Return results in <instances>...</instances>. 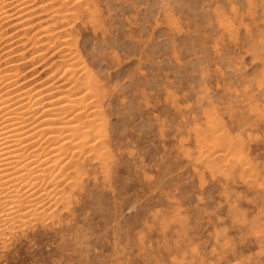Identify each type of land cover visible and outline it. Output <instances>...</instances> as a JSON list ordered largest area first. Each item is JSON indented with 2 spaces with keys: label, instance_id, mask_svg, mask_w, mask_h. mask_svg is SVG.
<instances>
[{
  "label": "rangeland",
  "instance_id": "1",
  "mask_svg": "<svg viewBox=\"0 0 264 264\" xmlns=\"http://www.w3.org/2000/svg\"><path fill=\"white\" fill-rule=\"evenodd\" d=\"M62 1L0 23L2 90L71 93L53 107L90 104L100 144L43 217L0 227V264H264V0Z\"/></svg>",
  "mask_w": 264,
  "mask_h": 264
},
{
  "label": "bare ground",
  "instance_id": "2",
  "mask_svg": "<svg viewBox=\"0 0 264 264\" xmlns=\"http://www.w3.org/2000/svg\"><path fill=\"white\" fill-rule=\"evenodd\" d=\"M64 1L65 0H63L61 3L63 5L64 4L67 5V1L66 2H64ZM68 2H69V0H68ZM79 2H81V1H78L77 4ZM81 4H83V3H81ZM37 5L38 4H36L35 7H37ZM35 7H34V0H0V23L1 22L5 23L9 20H14V22H12L10 24L14 23L15 26L17 25V27L19 26L20 28L23 29L26 25L30 24V22L28 24L27 21L31 20L32 18L28 19L26 21L27 22L26 23L25 19L22 18L23 16L22 17H19V16L24 15V13H26V12H27L26 14H28V12L30 11L29 13H30V17H31L33 14V11L35 10L34 9ZM53 7H54V5H53ZM61 8H62V6H61ZM13 9H14V11H16V13H10L9 12V10L10 11L12 10V12H13ZM59 12L60 11L58 9L55 10L53 12L54 13L53 16L58 15ZM34 14L36 15L35 12H34ZM34 14H33V16H35ZM37 15H40V14H37ZM64 15H66V14L64 13ZM26 17L27 16H25V18ZM28 17H29V15H28ZM33 18H35V17H33ZM40 20L41 19H38V22H43ZM23 21H24V24H23ZM16 29H19V28H16ZM52 29L55 31V28H52ZM62 29H64V27ZM44 30H46V32H48L49 27H48V29L44 28ZM38 31H39V29H38ZM62 31L64 33L66 32L64 30H62ZM70 31H72V30H70ZM33 34H34V31H33ZM65 34H63V35H65ZM2 35L0 34L1 39L4 37V36L2 37ZM20 35H21V33H20ZM67 35H68V33H67ZM17 36H18V34H17ZM69 36L70 35H68V37ZM66 38H64L65 41L67 40ZM70 40H71V38H70ZM24 41H26V40H24ZM18 43H20V42H18ZM18 43H16V44H18ZM71 43H73V41H71ZM67 46L71 47L70 44ZM8 48H10V47H8ZM65 48L68 49V47H64V49ZM61 49H63V48H61ZM22 50H24V49H22ZM44 51H45V49H44ZM54 51L55 50H53V52ZM61 51L59 53L64 54ZM66 51H64V52H66ZM72 51L73 50H71V52ZM18 52H19V50H18ZM72 53H75V51ZM10 54L8 52V55H10ZM74 56H77V55H74ZM64 57L65 56H63L62 58H64ZM62 58L60 60H62ZM66 59L69 60L67 56H66ZM70 59H72V61L70 60L71 63L73 62V60H74V62L76 60L75 57H72ZM17 61H19V60H17ZM8 62H7V64H8ZM63 62L64 63L66 62L64 65L67 64V66H65V68H67L68 65L71 67L74 66V62L72 65H70L71 63L68 64V62L66 60ZM83 63H85V62H83ZM13 64H15V63H13ZM76 64H79V66H80V64H82V63H77V60H76ZM58 65L60 66V64H58ZM8 66H9V64H8ZM8 66H7V68H8ZM18 66L17 67L15 66V72L18 70ZM2 69H3V67H2ZM2 69H0V72ZM5 69H6V67H5ZM5 69H4V71H2L3 73L7 72V71L9 72V70L5 71ZM84 69H85V67L82 68V70L86 72L87 70H84ZM12 70L14 71L13 68L10 71H12ZM66 70L68 71V69H66ZM13 71L11 73H13ZM67 71H66V73H67ZM77 71L78 70H76V73H77ZM64 72H63V74H65ZM71 72H69L70 75L73 73V72L72 73ZM83 73L84 72H82V75L84 76L85 74H83ZM78 74H79V72H78ZM91 75L92 74L90 73V76ZM11 76L14 77L13 74ZM11 76H9V77L6 76V78H3L0 75V227L4 226L6 229L15 228L16 226H18V227L22 226V225L26 224V222H29L30 220H32L34 218L37 219L36 217H41V216L43 217V214H45V212L48 211L46 209L50 208L52 206L51 205L52 203L55 204V202L57 203L60 200H63L65 198L66 188L68 186L73 185V183L75 182L76 175L79 173V171L81 169L84 168L83 164H82V159L85 158L84 156L87 153V148L89 149V147H91V149H92V147L95 148L97 146L96 144H98V143L100 144L99 140H98V143H94L95 142L94 141L92 144H90L89 142H91V141H88V139H90L91 137L88 138V136H92L95 134L92 133V135H87L91 131L89 126L87 125L88 128L86 129L87 126H85L80 121H76L77 117H82V118L84 117V119L86 117L87 118L89 117L90 114L86 113L85 110H83L84 107L88 103L87 104L83 103V104H85L84 106L82 104L83 109L79 108L80 110L78 109V111L74 110V111H77L76 113L74 112L75 114L73 112L68 113V115L72 114L73 116L69 115L70 116L69 117V116L61 115V113L59 111L63 106L58 108V109L53 107V106H56V104L57 105L58 104H65L66 105V107H64L65 109L72 107L71 104H69V103L72 102V104H73V102H76V101H73V98H72V100H69L71 98L70 97L71 93L70 94L68 93L69 95L66 94L68 96V99H63V96L60 97V94L56 98H53V96H55V95L51 94L52 100H49L48 99L49 95H47L48 100L46 99L44 101L45 97H44L43 93L44 92L46 93V91L41 90V89H37L35 87L33 89L30 88V89H25V90H22V89L20 90L18 88V90H16V91H14L13 88H12L13 91H12V89L11 90L8 89V87L11 88L13 86V84L14 85L16 84L15 81H13V80H10L5 84V87L8 90H5L7 92H4L2 90L4 86L2 84H3V82H5V79H9V78H11ZM59 76H60V74H59ZM72 76H73V74H72ZM77 76L78 75H76V77ZM83 76H80V77L83 78ZM86 77L88 78V75H86ZM68 78H70V77H68ZM68 78H66V80H69ZM92 78H94V76H92ZM92 78L89 77V79H92ZM21 79H22V77H21ZM72 79H73V77H72ZM75 80H72V81H74L76 83ZM92 80H90V82H92ZM74 82H73V84H74L73 89L74 88L76 89L77 86L75 85ZM79 82L81 83V81H79ZM79 82H77V83H79ZM17 84L19 85L20 83H17ZM69 84H70V86L72 85V83H69ZM58 85H59V83H58ZM84 85L85 84H83V86ZM92 85H94L93 82H92ZM20 86H22V85H20ZM28 87H29V85H28ZM68 87L69 86H67V88ZM90 87H91V89L94 88L93 86H90ZM90 87L88 86L87 90ZM71 89L72 88L70 87V88H68L67 91H69ZM80 90H81V88H80ZM87 90L85 89L86 92H87ZM50 91L51 90H49V92ZM67 91H66V93H67ZM85 91L83 93H86ZM83 93L79 94L77 92L78 96L79 95L81 96V94H83ZM97 93H99V92H97ZM73 94H74V91H73ZM86 94L84 96H88ZM96 94L95 95L91 94L90 96L93 97V96H96ZM61 95H63V94H61ZM76 95H71V96L73 97ZM90 98L91 97H89V100H91ZM83 99H85L84 102H86L87 99L85 97L80 98L79 100H83ZM77 101H78V97H77ZM97 101H99V100L98 99L96 101L91 100V102H93V103L94 102L96 103ZM74 104H80V103H74ZM67 105H69L70 107H68ZM88 105L90 106V104H88ZM58 106H60V105H58ZM77 106L78 105H75V109L77 108ZM89 106L87 108H89ZM95 106L99 107V105H95ZM95 106L93 104V107H95ZM91 108L88 110H91ZM96 110H93V112H92L93 114L91 113V115H94L96 113ZM100 110H101V108H99V110H97V113L100 112ZM87 112H89V111H87ZM64 113L66 114V112H64ZM101 113H99V114H101ZM87 118H86V120H87ZM80 119L78 118V120H80ZM97 119L98 118H96V120H92V118H91L90 121L98 122L99 120L97 121ZM100 119L102 121V116ZM101 121H99V122H101ZM92 122H90L89 124L91 125ZM102 124H103V122H102ZM96 125L97 124H95L94 127ZM94 127H92V128H94ZM98 137H100L99 134H98ZM95 139H97V138H95ZM90 140H92V139H90ZM101 147H104V146H101ZM98 150H97V152H98ZM89 151H90V149H89ZM216 152H217V150H216ZM95 158H97V157H95ZM105 158H106V156H105ZM84 162H85V160H84ZM78 176H79V174H78ZM70 190H72V189H70Z\"/></svg>",
  "mask_w": 264,
  "mask_h": 264
}]
</instances>
